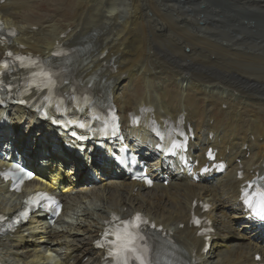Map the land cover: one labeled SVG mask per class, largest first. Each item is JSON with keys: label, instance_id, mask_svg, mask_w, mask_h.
I'll return each mask as SVG.
<instances>
[{"label": "bare ground", "instance_id": "bare-ground-1", "mask_svg": "<svg viewBox=\"0 0 264 264\" xmlns=\"http://www.w3.org/2000/svg\"><path fill=\"white\" fill-rule=\"evenodd\" d=\"M33 1L0 3V20L6 29L17 33L10 46L0 41V60L8 50L50 58L59 43L82 46V55L77 58L78 76L93 81L103 93V101L117 107L123 129L130 132L132 146L141 160L148 165L156 163L151 175L158 184L147 189L143 184L129 181L104 153L95 158L89 150L84 159L74 158L63 148L72 144L69 140L59 138L52 129H40L31 115L16 113L12 125L0 129V152L20 153L37 171L46 172L51 181L79 189L77 196L63 198V213L54 226L65 223V217L71 218L68 213L74 211L79 201L96 202L95 207L84 211L85 220L72 223L73 228L63 234L56 233L55 227L46 226L44 219L35 218L16 235L0 237V255L4 254L0 260L4 264L8 257L13 264H71L72 260L73 264H82L79 259L89 256L88 264H103L105 254L94 242L100 239L106 223L115 213L131 217L144 211L174 231L176 252L184 262L181 264H190L197 257L203 264L216 258L220 259V264H253L259 250L251 252L248 248L253 249L254 243L264 239V234L245 220L247 213L239 203L243 181L238 177L242 170L249 178L257 173L264 178V39L247 43L232 41L228 45L226 31L211 24L201 26L199 21L204 24L203 16H192L185 11L186 5L197 0H72L73 12L67 26L60 25L61 17L56 14L44 19L33 18ZM207 1L203 0L202 5ZM241 1L264 7V0ZM108 4L109 11L105 9ZM231 12L235 13L233 21L236 23L238 11ZM213 20L215 25L226 27L218 19ZM206 30L218 32L207 34ZM63 34L66 37L62 38ZM129 83L134 89H129L128 93L123 90L125 94H122L120 89ZM171 84L176 92L169 97L166 91ZM137 88L140 92H136H143L136 93ZM143 108L152 110L151 117L159 125L164 124L166 117L175 120L184 115L195 134L188 154L191 160L199 161L195 171L200 172L208 164L206 153L216 149L217 159L228 164L226 173L198 176V182L181 162L160 164L159 155L154 152L155 140L148 137L136 144L135 140L144 137L141 130H128V113L139 114ZM215 114L223 116L224 121L218 122ZM40 130L44 133H39ZM92 170L104 174L99 184L84 177ZM38 174L36 180L39 181ZM164 178L170 181L167 188L159 186ZM85 183L87 185L82 186ZM36 186V183L27 184L25 189L34 191ZM159 190H163V195L157 193ZM23 196H8L6 188L0 186V214L17 210ZM178 197L184 198V202H177ZM202 202L212 205L207 216L213 222L216 236L220 237L208 255L201 253L204 239L198 237L199 230L191 225L193 214L202 213ZM101 207L96 219L94 208ZM126 208L130 211L124 212ZM216 209L221 211V220ZM92 220H95L94 225L90 224ZM180 224H185L184 230L180 229ZM82 227H86L83 232L88 238L76 243L82 240L79 236ZM40 230L44 236L37 238L35 231ZM46 235L47 239L40 241ZM226 235L229 238L225 243ZM45 251L49 255H45Z\"/></svg>", "mask_w": 264, "mask_h": 264}, {"label": "rangeland", "instance_id": "rangeland-1", "mask_svg": "<svg viewBox=\"0 0 264 264\" xmlns=\"http://www.w3.org/2000/svg\"><path fill=\"white\" fill-rule=\"evenodd\" d=\"M202 1L203 0H197L194 3L186 5L185 6L186 7L185 11L190 13L192 16L198 15V14L203 16L204 18H202V20H203L204 24L201 22V19L199 21V25H201V26L203 25V26L207 27L208 25L211 24V25H214L216 27L219 26L218 28H220L223 31H226V35L227 36H225L226 37L225 38V43H228V45L232 44V41L233 42L242 41V42L247 43V42H251V41L252 42H259L260 40L264 39V7L263 6H258L256 4L254 6L253 4H248V3L242 2L241 0H209L206 3H204L203 5H202ZM229 2H230V5H229ZM232 2H234V3H232ZM70 3H72V0H69V1H67V0H62V1H60V0H34L33 4H32L33 8L31 10L32 11L31 15L35 19H39V18L44 19L47 16H52V15L56 14L59 18L61 17L60 18L61 20H59L60 21V25L67 26V22L71 18L72 12H73V7H72V5ZM193 4H194V6H193ZM108 5L105 6V9L107 11L110 10V4H108ZM252 6H254V7H252ZM118 8H120V10H122V7H121L120 3H118ZM202 8L205 11H202L203 10ZM248 9H250V10H248ZM233 10L236 13L238 11L237 15L239 16V18L236 21V23H234V21H233V19L236 17V16L233 15L235 13L231 12ZM259 11H261V13ZM195 12L196 13L198 12V13L195 14ZM250 12H253V13H250ZM84 15L85 14L83 13V17H84ZM213 18L214 19H218L217 21L223 22V25L225 24L224 26H226V27H224V28L220 27V24L219 25L218 24L215 25L214 23L216 21L213 20ZM181 24H184V22H182ZM255 24H257V26ZM227 26H229V27H227ZM239 27L241 28L240 30L239 29H235V28H239ZM226 28H229L228 29L229 31ZM220 29L218 31H221ZM233 29H234V31H233ZM206 31H207V34H211L212 32H218L217 30H215V31L206 30ZM235 31H236V33H235ZM161 36L165 37L166 35L161 34ZM234 36H236L237 39L234 38ZM253 36H255V38H256L255 40H252L251 37H253ZM170 51H171V49L168 51V53H170ZM154 55H155V53H154ZM168 60L173 63L172 59H168ZM219 75H220V71L218 70L217 71V77H219ZM239 76H242V75L240 74ZM164 82H166V81H164ZM168 86H169L170 89L168 88V91H166V93L169 92V97H171V93L173 95V94H175L176 91L173 90L174 88H172L173 84L168 85ZM132 88H133L132 83L125 84V86H123V88L120 89V92L122 94H125L123 92V90L124 91L126 90V93H128V92H130L132 90ZM129 89H130V91H129ZM136 91L140 92V89L137 88V89H135V92ZM136 93H138V92H136ZM141 93H138V94H141ZM174 101L175 100L170 101L171 104H174ZM215 116H217V121L218 122L221 121V120L224 121V117L223 116H218L217 114H215ZM38 132L42 134V132H40V131H38ZM149 165H150V168H151L153 165H155V163H150ZM79 173H80V175H82V173H83L82 170H80ZM163 183H164V181L161 184H163ZM159 186H161V185H159ZM165 186H166V188L168 187L167 185H165ZM162 192H163V190H159V192H157V193L163 195ZM167 201L171 202L173 200H170V198H167ZM95 202L96 201L92 202L91 200H84L83 202L79 201L76 204L77 207L74 209V211H72L71 213H68L71 218L68 219L67 217H65L64 218L65 223L56 225L55 226V232L59 233V234H63L65 231H70L73 228V226L71 225L72 223L76 222L77 220H80V221L85 220V217H87V216H85L86 212H84V211H86L88 207H92V206L95 207ZM177 202H179V203L180 202L181 203L184 202V198L182 199V198L178 197L177 198ZM99 205H101V204L99 203ZM141 206L142 205H140V207ZM101 209H102V207L100 209H98V210L96 208H94V213H97L96 219L99 218V211ZM128 211H130V208H126L124 210V212H128ZM142 212H144V211H142ZM215 213L218 216V218L221 220V216H222L221 211L216 209ZM94 222H95V220H92L90 224L94 225ZM80 226H82V225H80ZM80 226L78 228H80ZM221 226H222V228H224V225H221ZM85 228L86 227H84V228L82 227V232H80L81 234L79 233L80 239H82V240L81 241L79 240L76 243H81L86 238H88V236H86L87 233L83 232L85 230ZM77 232L78 231H76L75 233H77ZM43 233H44L43 230H40V232L39 231H35V236L37 238L38 237H42V236H44ZM224 238H225V240H223V241L226 243V241H228L229 236L226 235ZM46 239H47V235H46V237L40 239V241L43 242ZM51 240H52V238H51ZM64 241L65 240L62 239L61 242L63 243ZM231 243H233V242L231 241ZM257 244H259V245H258L257 248H255ZM252 247H253V249H251L250 247L248 248L249 250H251V252L256 249V250H259V252L264 254V239L263 240H259L257 243H254ZM59 254H58V256H55L54 254H52V255L55 256V257H59ZM45 255H49V254L45 251ZM88 257L89 256L80 258L79 261H82L83 264H88V263H90ZM75 258H76V256H75ZM6 259H7L8 264H12L11 257H8ZM218 260H220V259L219 258L210 259L208 261V264H220V262ZM73 263L74 262H72L71 264H73Z\"/></svg>", "mask_w": 264, "mask_h": 264}, {"label": "snow or ice", "instance_id": "snow-or-ice-1", "mask_svg": "<svg viewBox=\"0 0 264 264\" xmlns=\"http://www.w3.org/2000/svg\"><path fill=\"white\" fill-rule=\"evenodd\" d=\"M8 55L12 54L8 53ZM17 59L22 60L23 58L18 57ZM4 66L7 67L6 62ZM28 67L34 69L30 73L28 81L30 86L43 90L51 89L55 85L57 72L38 60L32 61ZM8 88L10 90L11 85ZM20 102L24 103V101ZM45 196L46 194L43 193L35 194L32 203L38 204ZM241 199L257 218L264 220V184L256 185L254 189L253 185H246L242 189ZM23 214L26 215V213ZM149 227L157 229L154 223L147 221L139 213L130 220H120L114 215L113 222L105 232V237H111V240L108 241V254L113 258L114 264H154L152 256L154 249L147 243L148 237L145 231ZM158 231L162 232L163 229L160 228Z\"/></svg>", "mask_w": 264, "mask_h": 264}, {"label": "water", "instance_id": "water-1", "mask_svg": "<svg viewBox=\"0 0 264 264\" xmlns=\"http://www.w3.org/2000/svg\"><path fill=\"white\" fill-rule=\"evenodd\" d=\"M182 1H184V0H182Z\"/></svg>", "mask_w": 264, "mask_h": 264}]
</instances>
